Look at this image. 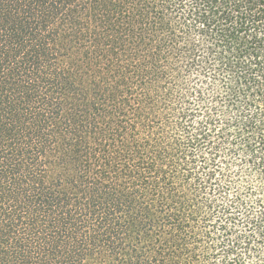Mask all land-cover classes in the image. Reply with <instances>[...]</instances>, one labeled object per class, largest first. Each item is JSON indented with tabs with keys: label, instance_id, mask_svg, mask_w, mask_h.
Wrapping results in <instances>:
<instances>
[{
	"label": "trees",
	"instance_id": "obj_1",
	"mask_svg": "<svg viewBox=\"0 0 264 264\" xmlns=\"http://www.w3.org/2000/svg\"><path fill=\"white\" fill-rule=\"evenodd\" d=\"M155 3L0 0V264H163Z\"/></svg>",
	"mask_w": 264,
	"mask_h": 264
},
{
	"label": "clouds",
	"instance_id": "obj_2",
	"mask_svg": "<svg viewBox=\"0 0 264 264\" xmlns=\"http://www.w3.org/2000/svg\"><path fill=\"white\" fill-rule=\"evenodd\" d=\"M154 6L164 46L142 90L146 159L164 170L165 211L178 218L160 261L264 264V0Z\"/></svg>",
	"mask_w": 264,
	"mask_h": 264
}]
</instances>
